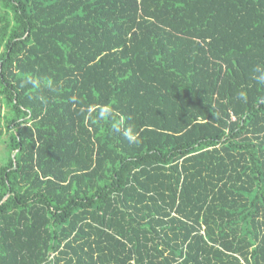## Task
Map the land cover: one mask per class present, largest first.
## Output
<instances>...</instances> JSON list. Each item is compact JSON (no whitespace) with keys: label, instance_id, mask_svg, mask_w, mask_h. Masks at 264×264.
I'll return each instance as SVG.
<instances>
[{"label":"trees","instance_id":"16d2710c","mask_svg":"<svg viewBox=\"0 0 264 264\" xmlns=\"http://www.w3.org/2000/svg\"><path fill=\"white\" fill-rule=\"evenodd\" d=\"M0 264H264V0H0Z\"/></svg>","mask_w":264,"mask_h":264}]
</instances>
